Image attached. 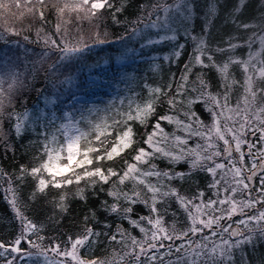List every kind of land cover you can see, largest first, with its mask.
<instances>
[{"label":"snow or ice","instance_id":"1","mask_svg":"<svg viewBox=\"0 0 264 264\" xmlns=\"http://www.w3.org/2000/svg\"><path fill=\"white\" fill-rule=\"evenodd\" d=\"M0 160V264H264V0H0Z\"/></svg>","mask_w":264,"mask_h":264},{"label":"rangeland","instance_id":"2","mask_svg":"<svg viewBox=\"0 0 264 264\" xmlns=\"http://www.w3.org/2000/svg\"><path fill=\"white\" fill-rule=\"evenodd\" d=\"M22 2H23V0H22ZM154 2H156V0H152L151 4ZM166 2H170V0H166ZM145 15H147V10L145 12ZM7 16L12 17V11L10 13H8ZM27 16H28V14H27ZM26 19L29 20V17ZM72 22L76 23L75 26H73ZM9 23H12V21H10ZM77 25H79L80 31L86 36L88 34V29L90 28L89 22L87 20L76 21L75 20V14L73 13V14H71V19H70V22L68 24L70 33L73 29H75L77 27ZM76 34L79 35L80 32H77ZM34 46H37V45H32V47H34ZM244 51L246 52L247 49L245 48ZM234 75H236L237 78H239L238 70L236 73H234ZM100 93H103V95H101ZM100 93H97L94 98H89V103H96L97 104L98 101H102L104 103H107L109 100H111L115 104L119 105L121 103V96L127 95V93L123 92L121 90V87L119 85H116L115 83H113V87L105 88ZM69 99H71V97H69ZM233 102H235V101H233ZM35 103H36V101H34L32 104H29L28 106L31 107ZM65 103H67V101H65ZM123 103L126 105L127 101L125 100V101H123ZM165 123H167V122H165ZM4 124H5V122H4ZM165 131L171 132L172 127L171 126L166 127ZM73 134H74V132H73Z\"/></svg>","mask_w":264,"mask_h":264},{"label":"trees","instance_id":"3","mask_svg":"<svg viewBox=\"0 0 264 264\" xmlns=\"http://www.w3.org/2000/svg\"><path fill=\"white\" fill-rule=\"evenodd\" d=\"M152 0H138V3H142V4H147L148 6H150ZM147 9H145L146 12ZM23 11V9H16L14 6L12 8V17L7 16L8 17V21H12V23L10 24H15L17 27H19L21 25V23H27L28 20L26 18H28L27 14H25V17L23 18V20L17 19V16L15 15L16 13H19ZM129 19H131V17H129ZM73 26H75V22H72ZM83 26V25H82ZM89 31V29H88ZM33 38H35L33 36ZM34 47H38V46H34ZM185 57V56H184ZM182 63V61H181ZM174 71H176L177 75H179V71L178 68H174ZM35 100H32L31 98H29V104H32ZM102 101H98L97 104H100ZM90 119L96 121V120H102L105 118V113L100 112V113H92L91 116L89 117ZM80 126L83 127V122H79ZM4 127H7V122H5ZM138 127L140 128V131H144V126L143 125H138ZM150 128V125H149ZM9 156H11V154H9ZM20 157H21V162H23L24 159H27V157L24 156L23 151H21L20 153ZM5 164L4 161L0 160V167H3ZM9 171H11V166H9ZM74 185H69L67 186V189L70 191H74ZM0 196H2V192H0ZM51 198V197H50ZM69 208L70 209H75V205L71 203L72 200L78 199L75 196H70L69 198ZM4 207H6V204H0V215H3L4 212Z\"/></svg>","mask_w":264,"mask_h":264}]
</instances>
